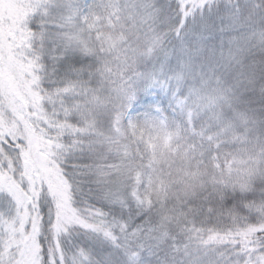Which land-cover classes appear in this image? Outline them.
<instances>
[{
	"label": "snow or ice",
	"instance_id": "snow-or-ice-1",
	"mask_svg": "<svg viewBox=\"0 0 264 264\" xmlns=\"http://www.w3.org/2000/svg\"><path fill=\"white\" fill-rule=\"evenodd\" d=\"M0 264H264V0H0Z\"/></svg>",
	"mask_w": 264,
	"mask_h": 264
}]
</instances>
